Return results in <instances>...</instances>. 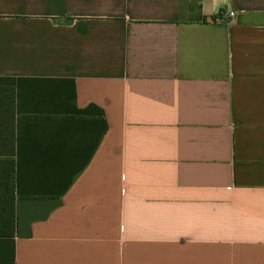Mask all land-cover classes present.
Here are the masks:
<instances>
[{
	"label": "crops",
	"instance_id": "obj_1",
	"mask_svg": "<svg viewBox=\"0 0 264 264\" xmlns=\"http://www.w3.org/2000/svg\"><path fill=\"white\" fill-rule=\"evenodd\" d=\"M0 86V264H264V0H0Z\"/></svg>",
	"mask_w": 264,
	"mask_h": 264
},
{
	"label": "trees",
	"instance_id": "obj_2",
	"mask_svg": "<svg viewBox=\"0 0 264 264\" xmlns=\"http://www.w3.org/2000/svg\"><path fill=\"white\" fill-rule=\"evenodd\" d=\"M15 91L0 86V237L13 236L15 173Z\"/></svg>",
	"mask_w": 264,
	"mask_h": 264
},
{
	"label": "built area",
	"instance_id": "obj_3",
	"mask_svg": "<svg viewBox=\"0 0 264 264\" xmlns=\"http://www.w3.org/2000/svg\"><path fill=\"white\" fill-rule=\"evenodd\" d=\"M225 16L228 17V18H231V17L234 16V13L233 12H229V13L224 14V13L221 12V13H219L218 18H222V17H225Z\"/></svg>",
	"mask_w": 264,
	"mask_h": 264
}]
</instances>
